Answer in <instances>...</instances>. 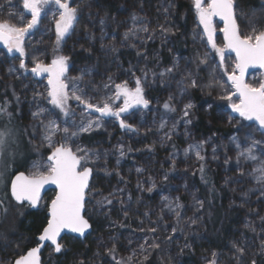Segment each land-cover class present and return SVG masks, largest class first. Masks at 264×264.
<instances>
[{"label":"trees","instance_id":"trees-1","mask_svg":"<svg viewBox=\"0 0 264 264\" xmlns=\"http://www.w3.org/2000/svg\"><path fill=\"white\" fill-rule=\"evenodd\" d=\"M72 1L80 8L79 19L58 50L54 36H42L36 29L26 43L25 57L12 59L13 62L0 59V101L11 102V126L17 129L26 147L22 150L26 157L20 156L23 164L15 166L14 172L30 175L29 166L47 160L51 152L42 142L39 129L33 133L32 128L38 123L31 113L35 100L39 99L35 93L40 83L32 77L21 76L18 70L10 72L14 61L19 64L23 59L27 69L33 67L30 66L33 59L43 57L42 63L49 64L56 55H65L69 57L66 82L70 84L81 76L82 69H93L94 74L79 81V87L87 93L86 99L98 104L110 97L113 84L140 78L146 72L141 86L149 104L124 117L134 132L121 131L107 119L100 128L81 133L74 142H69L74 148L79 145L100 153V159L90 165L93 180L85 205V216L92 231L82 241L69 242V237H64L62 252L52 253L50 260L46 259V249L43 264H116V260L130 256L127 252L134 249L135 243L128 247L125 236H134L138 229L148 236L147 250L141 255L134 253L131 264H206L213 258V252L217 253L215 259L219 264H236L233 242H243L246 249L243 264H251L253 258L257 264H264V253L260 251V240L264 239L261 232L264 224L260 220L264 217V196L260 185L248 175L253 164L241 159L238 168L240 149L233 143V137H239L246 147L245 133L261 141L264 135L255 128L250 130L253 123L236 115L228 120L222 112L228 108L229 101L222 99L220 88L208 76L211 62L200 64L203 51L197 41L193 0ZM0 6V19L10 21L16 17L9 15L11 9L5 0H0ZM236 8L249 16L248 22L264 25L262 0H236ZM133 13L144 18L148 31L125 40V32L132 27ZM101 18L105 20L103 39ZM102 44L106 47L102 48ZM113 47L116 52L112 51ZM174 64L172 73L160 75ZM189 73L198 86L186 87L181 92L178 82L183 80L185 86L189 85ZM109 75L113 83L106 89ZM37 96L41 102L42 96ZM15 97H19V102ZM165 102L174 110L165 109ZM69 103L75 107L72 99ZM188 103L193 107L185 117ZM81 107L78 110L83 111ZM82 119L86 122L88 116L77 112L65 126L73 121L78 124ZM4 121L7 124V117L0 118V129ZM161 124L168 132L162 142L158 138ZM172 124L175 133L171 131ZM202 141L203 160L195 158V149L191 148ZM138 181H141L140 187H137ZM153 184L155 187L149 192L147 189ZM104 197H109L112 203L96 205ZM49 199L47 194L35 211L11 201L7 217L0 222V264H12L36 244V237L46 225ZM169 200L181 205L177 209L181 214L179 221L175 212L166 207ZM197 201L203 202V207ZM192 219L196 223H191ZM247 223L256 228L259 236L245 228ZM174 226L175 234L172 233ZM150 228L156 231L149 232ZM153 242L160 245L159 249L149 247ZM113 246L115 259L108 252Z\"/></svg>","mask_w":264,"mask_h":264},{"label":"snow or ice","instance_id":"snow-or-ice-1","mask_svg":"<svg viewBox=\"0 0 264 264\" xmlns=\"http://www.w3.org/2000/svg\"><path fill=\"white\" fill-rule=\"evenodd\" d=\"M8 2L11 3V0H8ZM48 4H55L59 11L58 18H55L56 44L57 50L59 49V45L70 34L79 19V6H71L70 0H22L23 9L30 13L31 19H28L24 23V12H10L9 15H19L21 17L22 26L11 24L7 20L0 21V42L5 44L10 53L15 50L20 53L21 57L25 55L23 47L25 34L29 33L31 29L38 25L44 6ZM193 6L196 9L199 23L203 26L204 34L207 35L208 45L215 50L221 59L220 67H223L225 50L234 52L236 55V68L240 70V75L226 73L228 80L235 89V93L222 97V99L230 101L229 107L232 109V112L238 113L245 120H254L258 125L256 130L261 135H264V81L256 85L245 83L243 79V73L247 68L256 66L264 68V30L257 31V26L253 23L250 32L247 34L241 33L238 23L239 17L236 13V0H207L206 6L203 0H193ZM262 6H264V0H262ZM213 17H219L224 22V27L220 29L224 33L226 41L224 48H218L214 42ZM130 19L132 27L125 32V40L129 37H136L140 32L148 31L143 17L133 13ZM100 24L102 26L101 39H103L105 35L103 32V26L105 25L104 18L100 19ZM161 30L165 31L163 28ZM101 47L106 46L102 44ZM112 51L116 52L117 49L113 47ZM68 61L69 57L56 55L50 64L36 62L35 66L30 70L35 75H41L42 73L48 74L47 103L53 109L59 110V114H62L65 118V125L68 124L67 118L75 114L69 109V101L71 99L78 101L80 105H83L85 110L98 112L101 117L114 116L118 120L120 119V114L126 112L131 107L137 105H142L143 107L148 106L149 101L144 98L141 78L139 77L135 80V88H130L127 81L115 83L114 98H124L122 107L117 109L112 107L113 97H107L102 104L91 103L89 99L85 98L87 93L79 87V81H82L85 76L93 75L94 70L91 68L82 69L81 76L74 78L71 84H69L66 82L67 77L65 75L69 68ZM207 62L208 55L205 54V57L200 59V64L207 65ZM19 67L26 69L23 59L20 60ZM175 67L174 64L172 68L165 69L160 75L164 76L165 73H172ZM9 71H15V69L10 68ZM133 75L135 74L133 73ZM144 75L146 76L147 73L145 72ZM187 78L191 80L187 86L184 85L183 80L178 82L181 92L185 91L186 87L195 88L198 86L196 79L191 78V73H189ZM108 81L109 83L104 85L106 89L113 83V77L111 75L108 76ZM209 87H211V84H209ZM69 88H71V95L68 91ZM237 94L239 96V103L232 102L233 95ZM15 99L19 102V97H15ZM169 99L171 100V97ZM10 104L11 102L7 99L0 101V118L7 117L8 120V124L3 129H0V154H3L10 144H16L18 142L17 134L13 128L8 126L13 119ZM192 107L193 105L191 103L185 105L183 113L185 117L189 116L188 110ZM164 108L174 110L170 108L168 102H165ZM31 115L33 120L38 121L37 124L32 125L33 133L39 129L42 142L51 148V153L47 157L49 162L47 164V171H38L31 176H26L23 172H20L11 179L10 186H5L4 196L0 198V222H2L3 218L7 217L11 201H14L21 207L24 206L25 202L32 207H36L40 189L43 185L47 183L55 184L58 191L55 198L51 201L48 210L47 225L38 236V240L41 242L50 241L54 246V251L61 253L64 246L58 242L57 238L63 229H68L70 232L79 233L83 236L85 231L90 228L89 221L84 218L82 212L87 200L90 178L93 175V168L89 165L96 163L100 159V153L98 151L83 148L79 145L74 150L69 142H74L81 133L90 132L94 128H100L102 125L99 119H89L86 122L82 119L78 124L73 121L71 125L61 127L58 122V113L39 105H37V110L32 112ZM189 122L186 121V123ZM120 124L122 128L131 127L124 120H120ZM161 127H163V124H161ZM57 135L62 137L63 142L57 143L55 141ZM244 140L248 142L246 147L242 146L239 137H233V143L240 149L238 152L237 166L239 168V161L241 159L253 164V168L248 175L260 185L261 195L264 196V141L255 139L251 133H245ZM203 143L202 141L200 144L191 146V148L196 150L197 158L201 160H203V157L200 155V148ZM213 152L215 153V149H213ZM121 155H124L123 150H121ZM42 167L44 165L40 162H33V168L40 169ZM137 171H140V169H137ZM201 172H203V166L201 167ZM240 174L244 175L243 170H240ZM165 179H167V176H165ZM154 187L155 184L147 190L151 192ZM111 195L110 193L109 196ZM244 195L246 196L247 193ZM164 199L167 200L168 198L164 197ZM97 203L111 204L112 200L109 197H104L102 200L97 201ZM197 203L203 207V202L197 201ZM166 207L169 211L175 212L177 221H179L181 215L177 211L181 207L179 202L169 200ZM260 220L264 224V217H261ZM191 223L194 224L196 221L192 219ZM245 228L256 233V228L251 223H247ZM148 231L154 233L156 229L150 228ZM176 232L177 228L174 226L172 233L175 234ZM261 232H264V228H261ZM256 234L259 236V233ZM168 239L171 240L172 237L169 236ZM146 244L147 237L145 238V244L140 245L141 252L147 250L145 247ZM149 247L156 250L159 249L160 245L153 242ZM232 247L234 249L233 258L236 260V264H243V257L246 252L243 242H233ZM39 251L40 249L38 247L31 248L26 254H22L15 259L13 264H40ZM260 251L264 253V239L260 240ZM108 252L115 259V246L109 249ZM212 255L213 260L209 264H216L215 257L217 253L213 252ZM144 259L147 260L148 256H145ZM132 260L133 256L122 257L116 260V264H131ZM80 264H83V262H80ZM251 264H257V260L253 258Z\"/></svg>","mask_w":264,"mask_h":264},{"label":"rangeland","instance_id":"rangeland-1","mask_svg":"<svg viewBox=\"0 0 264 264\" xmlns=\"http://www.w3.org/2000/svg\"><path fill=\"white\" fill-rule=\"evenodd\" d=\"M5 3H7L9 5V7L11 9V12H13V13H20V12H24L25 13V16H24V19H23V20H25L24 23H26L28 19H31L30 13L27 12V10L23 9L22 0H11V3H9L8 0H5ZM70 3H71V6H73V5L76 6V3H73L72 0H70ZM203 3L206 6L207 1L203 0ZM193 8H194V6H193ZM237 11L239 12V15H237V16L239 17L238 23H239V26H240V31H241L242 34H247L248 32L251 31L253 23L248 22L246 20V18H249V16H245L244 13H242L241 9H237L236 8V12ZM194 12H195V16H196L195 26H196V29H197V32H196L197 41L199 42V44H200V46L202 48V51H203L201 56H202V58H204L205 54H207L208 55L207 65H208V63L211 62V65H210L211 68L209 69L208 76H210L211 80L215 82L214 85L217 86V88H220L219 91H221V93L224 95L223 97H226L229 94L235 93L234 88L232 87V84L228 80V76H227V74H232V73H235V75H237V68H236V62H235V59H234V55L231 54L230 52H228L227 50H225L224 58H223V67H220L221 59H220L219 55L216 54L215 50L212 49L210 45H208L207 35L204 34L203 26L200 25V23H199L197 12H196L195 8H194ZM58 15H59V11H58V8H57V6L55 4H48V5L44 6L43 13H42V16L40 18V21H39L38 25L35 28L31 29L29 31V33L25 34L24 42H23L24 51H25L26 43L28 41H30L31 34L36 29L38 31H40L42 36L43 35L54 36L55 37V45L57 46V44H56V31H55V18H58ZM15 16L16 17L13 20H10L9 23L15 24V25H19L18 23L21 24V17L19 15H15ZM0 21H4V20L0 19ZM14 22H17V23H14ZM212 26L214 28L213 39H214V42L216 43V46L218 48H224V44H223L222 39H221L222 31H220V29H222V26L217 21H215L213 19H212ZM256 26H257V31L264 30V25H258L256 23ZM25 54H26V51H25ZM42 54H44V53H42ZM19 57H20V53L16 52L15 50H13L10 53L8 51V48L6 50H1V53H0V59H2V58L3 59H7L8 62H13L12 59H19ZM23 57H25V56H23ZM42 60H43V57L40 60H38V58H37L36 61H35V59H33L31 61L30 66L33 65V67H34L36 62H42ZM51 61H50V63H51ZM11 64H12L11 65L12 68H14L15 70H18V71L21 72V76L28 77L29 79L32 77L34 80H38V82L40 83V86H39L40 88L38 87L39 91H36V93H35L36 94L35 98H39V99L35 100L36 103H34V105H33V111L32 112L37 110V105H39L41 107H47V108L51 109L52 111L58 113V115H59V121L58 122L60 123L61 127H64L65 126V124H64V119L65 118L63 117V115L59 114V110L53 109L52 106L47 103L48 74L46 73V76L44 78L39 79V78H36V76L31 73V71H30L31 68L21 69L19 67L20 63L17 64L16 61H14V63H11ZM67 73H68V71L65 74L66 77H67ZM145 77L146 76L144 74H142L140 76L141 79H144ZM192 79H194V78H192ZM135 80H136V78L128 79V86L130 88H135ZM261 81H264V70L252 73L247 78L245 83L258 85V83L261 82ZM121 82L122 81H119L118 83H121ZM114 85L115 84L112 85V90L110 92V97H113V99H114L113 100L114 104L112 102V105L115 106V107H113V108L117 109V108L123 106L124 98L123 97H121L119 99H115L114 98V94H115V86ZM68 91H69V94L71 95V88H69ZM37 94L42 96L41 102H40V97L37 96ZM72 100L74 101L75 107L72 108V106H70V103H69V109H70L71 112H73V113H77L78 112L80 115H86V116H88V120L89 119H91V120L99 119L100 123H102V122H104V121H106L108 119L111 123L116 124L117 127H119L121 129V131H132V132H134V129H133L132 126L130 128H122L121 124H120V120H124V117H126L127 115L132 113V111H134L136 109L138 110V109L145 108L142 105H137V106L131 107L126 112L121 113L120 114V119L118 120L114 116L101 117L100 113L95 112L93 110H85L84 107L82 109L83 111H80L78 109H80V107L83 106V105H80L79 102L76 101L75 99H72ZM232 102L239 103V98L237 97V95H233ZM229 103H230V101H229ZM93 104H98V103H94L93 102ZM75 109H76V111H75ZM222 112L224 113V115L226 116V118L228 120H231L230 117L232 118L233 115L240 116L238 113L232 112V109L229 106H228V108H224ZM74 116H75V114L71 115V116H69L67 118L68 124H69V122L72 121ZM245 121L253 123V124H250V125H252L250 127V130H254V128L256 129L258 127L257 123L254 120L253 121L245 120ZM1 124H2L3 128L6 125L5 121H4V123H1ZM7 124H8V121H7ZM102 124H104V123H102ZM8 126L13 128L14 132L17 134L18 142L16 144H10L9 147L7 148V150L3 154H0V196L1 197L4 196L5 186L9 184L10 178L13 175L14 171L16 170L14 167L18 166V165H22L23 161L20 158L21 157H26V155L24 154L25 152H22V150H24V148H26V147H25V145H24V143L22 141V138H21L19 132L17 131V129L15 127H12L11 124L8 125ZM170 126L172 128L171 131L173 133H175L176 129H174L173 124L170 125ZM167 135H168V132H166V130H164L163 127H162V130L160 131V134H159V137H158L159 141L160 142L164 141L166 139ZM55 141L57 143L63 142L62 141V137L60 135H57L55 137ZM39 144H43V143H39ZM46 148H48L47 144H46ZM75 148L73 147L74 150H75ZM194 151H195L194 152V157L197 158L196 150H194ZM17 158H18V160H16ZM15 161H17L16 164H15ZM40 163L42 165H44V167H42L40 169L33 168V164L31 166H29L28 170H29L30 175H33L34 173H36L38 171H43V172L47 171V164L49 163L48 160L42 161ZM137 168H139V167H136V169ZM92 180H93V178H92ZM140 185H141V181H138L137 187H140ZM49 195H50V198L52 199L53 198V194L50 193ZM96 205H98V203ZM138 230H139L137 232L138 235L135 233L137 236L135 234H134V236L132 234L131 235L128 234V235L125 236L128 244H129L128 247L131 246L130 244L135 243L134 249L132 248L131 250H129L127 252L130 256H133L134 253H139V255L144 253V252H141L140 245L145 244V238L147 237V240H148V236L146 235V233H144L142 231V229H138ZM135 236H136V238H134ZM69 239H70L69 242H72L75 238L69 237ZM99 241H100V243H103V240L100 239ZM147 243H148V241H147ZM145 247H147V244L145 245ZM52 253H53V249L52 248H48L47 249V253H46V259L47 260H50ZM20 255H22V254H20ZM212 260H213V258L208 259L206 261V264H209V262L212 261ZM216 264H219L217 260H216Z\"/></svg>","mask_w":264,"mask_h":264},{"label":"water","instance_id":"water-1","mask_svg":"<svg viewBox=\"0 0 264 264\" xmlns=\"http://www.w3.org/2000/svg\"><path fill=\"white\" fill-rule=\"evenodd\" d=\"M205 1H207V0H205ZM212 19L215 20V21H217V22L222 26V28L224 27V22H223L219 17H213ZM221 39H222V42H223V44H224V46H225L226 41H225V37H224V33H223V32L221 33ZM6 49H7V47L5 46V44H4L3 42H0V50H6ZM227 51H228V50H227ZM228 52H230L231 54L234 55L235 62L237 63L235 53H234V52H231V51H228ZM262 70H264V68H260V67H258V66L247 68V69L244 71V73H243V79H244V82L247 80V78H248L252 73L257 72V71H262ZM31 73H32V72H31ZM32 74H33V73H32ZM34 75H35V74H34ZM237 75H240V70H239V69H237ZM35 76H36V78L42 79V78H44V77L46 76V73H42L41 75H35ZM234 91H235V89H234ZM237 97L239 98L238 94H237ZM50 153H51V152H50ZM50 153H49V155H50ZM20 172H23V171H17V172H15V173L12 175L11 179H13V178L15 177V175L18 174V173H20ZM23 173H24L26 176H31V175L26 174L25 172H23ZM92 178H93V175H92V177L90 178V183H91V181H92ZM11 179H10V181H9V186H10V183H11ZM88 190H89V189H88ZM57 191H58V189L56 188V185H55V184H51V183L44 184L43 187L40 189L39 200L37 201V206H36V207H32L31 205L27 204V202H25L24 205L29 206L30 209H31L32 211H35V210L38 209L39 204H40V201L42 200V198H44V197L46 196V194H48V193H54V196H53V198H52V200H53V199L55 198V196H56ZM9 196H10V193H9ZM52 200H51V201H52ZM51 201L49 202V204H48V208H47V211H46L47 220H48V210H49V206L51 205ZM86 201H87V200H86ZM13 202H14V201H13ZM14 203H15V202H14ZM15 204H16V203H15ZM85 205H86V204H85ZM82 215L84 216L85 219H87L86 216H85V208H84V210H83V212H82ZM87 220H88V219H87ZM88 221H89V220H88ZM89 224H90V228L87 229V230L85 231V233H84L83 236H81L79 233H73V232H70L68 229H63V230L61 231V233H60V236L57 238V239H58V242L62 244V241H63L64 237H72V238H75V239H78V240H81V241L84 240V239H85V238L91 233V231H92L91 223L89 222ZM46 225H47V221H46ZM46 225H45V226H46ZM45 226H44V227H45ZM42 230H43V229H42ZM41 232H42V231H41ZM41 232H40V233H41ZM40 233H39V235H40ZM39 235H38V236H39ZM38 236L36 237V245H35L34 247H31V248L38 247V248L40 249V251H39V257H40V264H42V253H43V251L45 250V248H52V249H53V253H54V255H58L59 253H56V252L54 251V246L51 244L50 241H43V242H41V241L38 240ZM31 248H30V249H31ZM30 249H28V250H30ZM28 250H26L23 254H26ZM17 258H18V257H17ZM17 258H16V259H17ZM14 261H15V260H14ZM14 261H13V262H14ZM12 264H13V263H12Z\"/></svg>","mask_w":264,"mask_h":264},{"label":"flooded vegetation","instance_id":"flooded-vegetation-1","mask_svg":"<svg viewBox=\"0 0 264 264\" xmlns=\"http://www.w3.org/2000/svg\"><path fill=\"white\" fill-rule=\"evenodd\" d=\"M47 157H48V156H47ZM14 173H15V172H14ZM14 173H13V174H14ZM48 194H50V193H48ZM52 194H53V196H54V193H52ZM46 195H47V194H46ZM51 200H52V199L50 198L49 201H48V204H49V202H50ZM40 202H41V201H40ZM47 208H48V205H47ZM46 211H47V210H46ZM46 218H47V216H46ZM46 221H47V220H46ZM38 235H39V234H38ZM35 245H36V244H35ZM35 245H34V246H35ZM34 246H32V247H34ZM30 248H31V247H30ZM30 248H29V249H30ZM46 249H48V248H45V250H46ZM27 250H28V249H27ZM45 250H44V251H45ZM44 251H43V253H44ZM43 253H42V255H43ZM42 258H43V257H42ZM42 264H43V261H42Z\"/></svg>","mask_w":264,"mask_h":264}]
</instances>
